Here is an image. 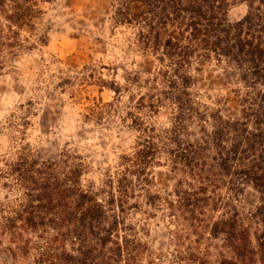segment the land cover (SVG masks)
<instances>
[{"label":"trees","instance_id":"trees-1","mask_svg":"<svg viewBox=\"0 0 264 264\" xmlns=\"http://www.w3.org/2000/svg\"><path fill=\"white\" fill-rule=\"evenodd\" d=\"M47 1L0 0L1 57L26 47L20 31L35 29ZM234 2L246 12L230 22ZM111 6L116 23L137 29L135 47L157 61L148 77L133 74L145 86L128 96L135 146L97 187L81 185L86 166L67 151L55 159L29 151L10 162L7 173L22 194L8 209L0 206V235L10 241L13 264H156L147 229L132 215L158 210L179 245L194 235L196 244L175 255L183 264H264V0ZM206 61L234 73L236 85L224 95L235 98L234 113H223L221 99L215 106L196 99L191 71ZM145 110L168 111L169 125L158 131L142 117ZM191 123H200L196 141L186 136ZM162 165L174 176L163 194L150 189L153 167ZM246 187L258 194L247 209L239 205ZM203 240L210 245L202 247Z\"/></svg>","mask_w":264,"mask_h":264},{"label":"rangeland","instance_id":"rangeland-1","mask_svg":"<svg viewBox=\"0 0 264 264\" xmlns=\"http://www.w3.org/2000/svg\"><path fill=\"white\" fill-rule=\"evenodd\" d=\"M41 9L35 29L20 31L27 39L26 47L0 56V206L4 209L15 205L22 194L7 173L9 163L29 151L54 159L67 151L86 166L81 185H101L118 167L120 157L132 153L139 135L127 114L133 113L128 96H137L145 86L133 74L142 80L157 67L151 55L135 47L137 29L115 22L111 0H50ZM245 12V4L234 2L228 20L237 21ZM44 35L46 42H38ZM194 66L200 68L191 71L196 99L211 106L221 99L223 113H234L235 98L224 97L236 85L234 73L214 61ZM114 87L122 93L117 95ZM141 115L158 131L169 125L168 111L145 110ZM186 136L196 141L201 136L200 123H191ZM152 179L150 189L161 194L174 183L163 165L153 167ZM257 196L246 187L239 205L251 208ZM132 217L147 229L156 264H183L175 255L196 244L192 234L179 245L174 225L162 211L137 212ZM180 229L188 231L185 226ZM201 243L202 247L210 245L207 240ZM9 246L8 237L0 235V264H13Z\"/></svg>","mask_w":264,"mask_h":264}]
</instances>
